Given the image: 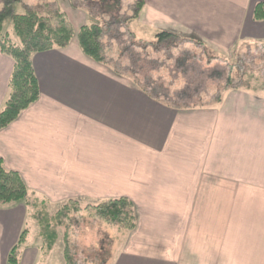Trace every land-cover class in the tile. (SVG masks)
Wrapping results in <instances>:
<instances>
[{"label": "crops", "instance_id": "obj_1", "mask_svg": "<svg viewBox=\"0 0 264 264\" xmlns=\"http://www.w3.org/2000/svg\"><path fill=\"white\" fill-rule=\"evenodd\" d=\"M257 4L143 0L128 26L145 49L187 41L221 54L264 42ZM69 20L65 48L31 55L39 98L0 131L4 169L50 215L69 202L129 200L135 227L106 264H264V97L230 86L200 106L161 99L149 91L161 86L137 77V54L126 64L103 47L97 63ZM160 33L174 37L158 41ZM13 68L0 51V110ZM42 246L24 201L0 205V264L15 247L18 264H43Z\"/></svg>", "mask_w": 264, "mask_h": 264}, {"label": "rangeland", "instance_id": "obj_2", "mask_svg": "<svg viewBox=\"0 0 264 264\" xmlns=\"http://www.w3.org/2000/svg\"><path fill=\"white\" fill-rule=\"evenodd\" d=\"M136 1L0 0V13L8 15L3 32L17 40L12 30L13 15L36 12L53 23L56 13L61 12L68 22L77 20L72 24L75 31L85 24L101 26L107 58H117L122 52L125 55L122 61L127 64L130 53L137 54V77L153 80L155 86L162 87L160 93L149 90L151 95L190 107L217 101L230 86L264 97V42H245L221 54L187 41L163 44L158 50L145 49L142 43H133L128 26ZM65 204L53 206V215H49L54 216ZM67 206L71 209L66 221L69 227L57 228L55 245L46 254L42 251L43 264H65L63 238L66 235L74 264H106L117 244L124 241L131 230L101 220L96 215V206L74 203Z\"/></svg>", "mask_w": 264, "mask_h": 264}, {"label": "trees", "instance_id": "obj_3", "mask_svg": "<svg viewBox=\"0 0 264 264\" xmlns=\"http://www.w3.org/2000/svg\"><path fill=\"white\" fill-rule=\"evenodd\" d=\"M143 5V0L135 3L132 18H135ZM7 14L0 13V51L14 62L9 79V93L0 110V131L13 123L30 105L39 98V89L31 64V55L52 49L65 48L74 36L71 24L61 12L56 13L55 22L36 12L13 15L11 17L13 33L19 40L14 44L3 32ZM253 17L256 21L264 18V5L255 6ZM103 28L97 24L84 25L77 31L76 37L84 55L97 63H105L102 44ZM174 37L169 33L156 35L158 41ZM20 201L29 208V217L38 226V237L43 242V254L48 253L57 240V228H68L71 209L66 203L54 215L50 216L47 205L38 198L30 196L21 176L17 172L7 171L0 159V205L14 204ZM70 203V202H69ZM96 215L109 224H118L127 230L135 227L132 203L126 198L110 199L95 207ZM22 237V236H21ZM65 264H74L67 235L64 236ZM8 264H18V249L11 250Z\"/></svg>", "mask_w": 264, "mask_h": 264}]
</instances>
